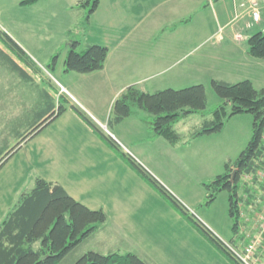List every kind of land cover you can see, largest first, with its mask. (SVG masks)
<instances>
[{"label":"crops","instance_id":"1","mask_svg":"<svg viewBox=\"0 0 264 264\" xmlns=\"http://www.w3.org/2000/svg\"><path fill=\"white\" fill-rule=\"evenodd\" d=\"M24 1L0 0V19L4 26L13 25L15 31H29L32 37L34 31L61 30V21H67L63 16H84L86 13V8L77 7L80 0H39L32 5H23ZM197 7V0H99L89 19L87 46L107 47L104 67L81 74L75 85L68 82L69 87L65 89L102 128L108 126L111 116L92 110L87 95L111 90L114 101L130 85L151 93L141 87L142 82L152 78L158 70L163 72L166 64L183 62L186 56L182 59L177 52L195 45L198 30L195 25L191 26L188 17L198 10ZM11 36L26 56L43 62L66 43L65 39H60L46 52L37 41L26 43L14 33ZM247 37L236 41L239 47L227 45L235 54L240 50L245 62L249 60ZM122 46L131 48V53L118 55L117 49ZM67 48L57 62L64 63ZM180 70L184 69L176 73ZM135 72L138 77L131 79ZM141 116L144 117V113H136L111 125L114 132H109L111 138L188 210L191 206L202 207L204 190L194 202H189V192L182 178L186 173L197 175L196 171L191 172L190 157L205 156L195 143L207 136L173 145L143 127ZM27 142L32 145V157L44 169L37 177L59 185L88 209L102 210L106 214V223L91 236L97 249L93 252L101 255L134 253L148 264H232L70 110ZM196 166L199 168L198 164ZM33 185L22 192L30 191ZM22 192L19 191L18 198ZM5 215L3 210L1 216ZM203 222L214 235H219L216 224Z\"/></svg>","mask_w":264,"mask_h":264},{"label":"rangeland","instance_id":"2","mask_svg":"<svg viewBox=\"0 0 264 264\" xmlns=\"http://www.w3.org/2000/svg\"><path fill=\"white\" fill-rule=\"evenodd\" d=\"M197 1L198 10L188 17L191 19V26L194 27L195 25L198 30L196 43L191 48L183 47L177 52V55H180L179 57L184 59L186 56V59L183 62L180 60V63L175 65L166 64L163 72H159L161 70L155 72L156 75L146 81L144 80L141 87L153 93L157 90H177L194 85H203L207 96L206 113H208L221 103V100L211 88L212 80L227 83L248 80L257 90L264 88V59H256L247 55L249 60L245 62L243 61L245 57H242L240 50L235 54L230 52L229 46L227 47L228 44L239 47L236 43L237 40H245L253 32L256 33L260 30L264 32V0L262 2L260 0ZM252 1L258 4L257 10L260 15L258 22H254L252 18L254 10L252 9ZM200 3L202 6H199ZM262 6L263 9H261ZM84 17L85 15L81 16L79 14L63 16L62 19L66 18L67 21H61L63 24L61 30H52L51 32L34 31L33 37L30 36L29 31H15L13 25H10V27L4 26L3 20L0 19V36L5 34L14 41L11 36L14 33L26 43L37 41L42 49H46V52L49 47L60 39H65L66 43L63 48L56 53L58 57L65 53L63 49L66 46L68 47L67 51L70 49L72 41H80V45L76 48V51L80 53L87 48L88 42L89 23L84 22ZM176 25L178 26V24ZM64 27H67V30ZM0 49L9 54L31 78L29 79L13 71L12 67L5 64L0 57V162H3L5 155L20 143L22 137L28 136V133L32 132L43 113L48 112L51 108L52 111L48 112L47 115L56 112L59 105H66V102L79 108L107 136H109V132L114 134L112 128L107 125L102 128L90 112L81 106L65 89V87H69L68 82L75 85L81 74L63 73L62 60H59V62L56 60L55 67L49 68L52 58L56 54L46 62L35 60L28 55L27 61L30 65L26 60L11 55L4 49L1 42ZM225 49L228 53L225 52ZM165 50H168V48L166 47ZM125 53H131V48L122 46L117 49L118 55H124ZM181 68L184 70L176 73ZM178 74L181 77H175ZM131 77V79H136L138 73H132ZM121 82H124V80H121ZM89 85L92 86V84ZM83 92L86 93V91ZM112 97L111 90L100 93L90 92L87 95L88 104L92 110L102 113L103 116L110 115L111 117V108L114 102ZM136 113L143 114L140 111H136ZM206 118H210V116L190 115L175 124L174 130L186 137L192 132L193 128L199 127ZM252 121V117L248 114L233 116L224 122L221 132L196 141L195 146L205 156L190 157L191 172L196 171L197 175L186 173L182 178L189 192V202H194L198 198V194L203 192L200 179L205 183L214 180L217 176L225 173L227 164H233L239 157L252 137ZM123 126L126 127V125ZM142 126L147 127L145 124H142ZM29 139L30 137L21 143L18 146L19 150L5 161L0 168V222L4 219L1 216L2 211L5 210V213H7L13 207L17 202L19 191L22 192V189L27 191L33 185L35 177L43 173L44 169H41L42 166L37 164L35 157H32L30 153L32 145L27 142ZM199 160L201 163L198 162ZM197 164L199 168L196 166ZM255 176H245L242 181L250 187L253 200L250 206H244L243 203L239 205L238 236H243V239L236 246L241 251L250 240H256V248L258 249L256 256L259 259L257 264H264V159L262 168L257 171ZM239 196L244 198V202L246 201L247 197L242 191L239 192ZM227 206L228 193L221 192L210 206H191L189 211L203 224V220L210 221L213 225L216 224V232L219 235H215L228 246L233 234L231 231L232 220L228 215ZM203 214L207 215V219ZM209 230L211 229L209 228ZM88 251H97L92 242V237L80 244L74 256L82 255Z\"/></svg>","mask_w":264,"mask_h":264},{"label":"trees","instance_id":"3","mask_svg":"<svg viewBox=\"0 0 264 264\" xmlns=\"http://www.w3.org/2000/svg\"><path fill=\"white\" fill-rule=\"evenodd\" d=\"M37 1L39 0H25L22 4L32 5ZM98 1L78 2V8H86V24L96 10ZM253 33L247 37V54L252 58L264 59V32L260 30ZM0 42L11 55L29 63L26 54L10 37L3 34ZM79 45L80 41H72L64 59V73L89 74L102 70L108 55L107 47L91 44L79 53L76 51ZM0 57L13 71L31 79L1 49ZM57 57V54L54 55L49 68L55 67ZM211 88L221 103L206 113L207 96L203 85L177 90L165 89L154 93H145L136 85H130L114 100L108 127L140 111L145 114L142 122L155 136L162 137L173 145L187 144L195 138L221 132L228 118L240 114L250 115L253 119L252 137L246 148L233 164L225 166L224 174L201 184L205 192L204 206L214 202L219 193H228V215L232 220L233 234L230 246L225 245L158 180L125 153L115 140L69 102L59 105L56 112L49 115L47 114L52 108L43 113L32 132L22 137L20 143L5 155L4 161L0 162V168L19 150L21 143L29 137L31 139L68 109L232 264H241L230 248H234L243 239V236H238L239 205L243 203L244 206H250L253 200L250 187L242 183L243 178L256 177L257 171L263 166L264 88L257 90L248 80L238 83L212 80ZM193 114L209 115L210 118L204 119L199 127L193 128L186 138L174 130V125ZM240 191L247 197L245 202L239 196ZM106 221L107 216L102 210H90L67 195L59 185L35 177L33 188L19 195L17 202L0 222V264H148L146 259L134 253L101 255L88 251L74 256L80 244L89 239Z\"/></svg>","mask_w":264,"mask_h":264},{"label":"built area","instance_id":"4","mask_svg":"<svg viewBox=\"0 0 264 264\" xmlns=\"http://www.w3.org/2000/svg\"><path fill=\"white\" fill-rule=\"evenodd\" d=\"M257 5V2L252 1V9H254L252 12V18L254 22H258L260 18L259 11L257 10ZM256 245V240H250L249 243L241 251H239L237 246H235L234 248H230V250L241 264H257L259 259L256 256L258 252Z\"/></svg>","mask_w":264,"mask_h":264},{"label":"water","instance_id":"5","mask_svg":"<svg viewBox=\"0 0 264 264\" xmlns=\"http://www.w3.org/2000/svg\"><path fill=\"white\" fill-rule=\"evenodd\" d=\"M71 46V45H70ZM109 134V133H108ZM109 136H110V134H109ZM111 137V136H110Z\"/></svg>","mask_w":264,"mask_h":264}]
</instances>
